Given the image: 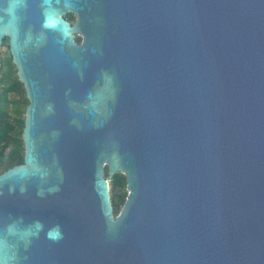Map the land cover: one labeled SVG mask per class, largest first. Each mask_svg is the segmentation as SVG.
Wrapping results in <instances>:
<instances>
[{
  "label": "water",
  "instance_id": "water-1",
  "mask_svg": "<svg viewBox=\"0 0 264 264\" xmlns=\"http://www.w3.org/2000/svg\"><path fill=\"white\" fill-rule=\"evenodd\" d=\"M6 38L30 103L0 260L264 264V0H0Z\"/></svg>",
  "mask_w": 264,
  "mask_h": 264
},
{
  "label": "trees",
  "instance_id": "trees-1",
  "mask_svg": "<svg viewBox=\"0 0 264 264\" xmlns=\"http://www.w3.org/2000/svg\"><path fill=\"white\" fill-rule=\"evenodd\" d=\"M8 44V39L4 40ZM9 47V45H8ZM29 100L24 84L18 77L11 54L0 57V174L24 163L25 145L23 130ZM109 176L108 167L105 177ZM128 196L127 177L116 173L111 181V199L115 215H118Z\"/></svg>",
  "mask_w": 264,
  "mask_h": 264
},
{
  "label": "clouds",
  "instance_id": "clouds-1",
  "mask_svg": "<svg viewBox=\"0 0 264 264\" xmlns=\"http://www.w3.org/2000/svg\"><path fill=\"white\" fill-rule=\"evenodd\" d=\"M55 233V236H52V234ZM37 233L35 232H30L29 230H25V232L22 234V239H24V242L27 243V237L29 235H36ZM48 234L52 238H58L61 235L60 228L59 226L49 229ZM0 264H10V259H2L0 260Z\"/></svg>",
  "mask_w": 264,
  "mask_h": 264
},
{
  "label": "flooded vegetation",
  "instance_id": "flooded-vegetation-1",
  "mask_svg": "<svg viewBox=\"0 0 264 264\" xmlns=\"http://www.w3.org/2000/svg\"><path fill=\"white\" fill-rule=\"evenodd\" d=\"M65 19L68 20L72 25L77 21L76 15L72 12H68L65 16ZM75 39L79 44L82 42V37L78 34L75 35Z\"/></svg>",
  "mask_w": 264,
  "mask_h": 264
},
{
  "label": "rangeland",
  "instance_id": "rangeland-1",
  "mask_svg": "<svg viewBox=\"0 0 264 264\" xmlns=\"http://www.w3.org/2000/svg\"><path fill=\"white\" fill-rule=\"evenodd\" d=\"M8 53L10 54L8 44L4 43L2 48L0 49V57L2 59H5L8 56Z\"/></svg>",
  "mask_w": 264,
  "mask_h": 264
},
{
  "label": "snow or ice",
  "instance_id": "snow-or-ice-1",
  "mask_svg": "<svg viewBox=\"0 0 264 264\" xmlns=\"http://www.w3.org/2000/svg\"><path fill=\"white\" fill-rule=\"evenodd\" d=\"M52 235H55V234H52Z\"/></svg>",
  "mask_w": 264,
  "mask_h": 264
}]
</instances>
